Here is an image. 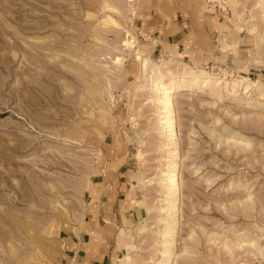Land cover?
<instances>
[{"label":"rangeland","instance_id":"obj_1","mask_svg":"<svg viewBox=\"0 0 264 264\" xmlns=\"http://www.w3.org/2000/svg\"><path fill=\"white\" fill-rule=\"evenodd\" d=\"M203 12L247 69L150 49ZM107 203L110 264H264V0H0V264H65Z\"/></svg>","mask_w":264,"mask_h":264},{"label":"crops","instance_id":"obj_2","mask_svg":"<svg viewBox=\"0 0 264 264\" xmlns=\"http://www.w3.org/2000/svg\"><path fill=\"white\" fill-rule=\"evenodd\" d=\"M222 21L220 14L207 15L205 12L171 22L160 19L148 29V45L162 56L180 63L188 62L196 68L215 61L231 68L247 69V58H243L238 40L234 43L236 49H225L217 40V32L225 28ZM109 205L107 203L105 211L99 215L100 220L93 217L83 230L66 238L64 244L70 248V253L66 254L65 264H110L115 241L113 224L123 217L121 211L114 214Z\"/></svg>","mask_w":264,"mask_h":264},{"label":"bare ground","instance_id":"obj_3","mask_svg":"<svg viewBox=\"0 0 264 264\" xmlns=\"http://www.w3.org/2000/svg\"><path fill=\"white\" fill-rule=\"evenodd\" d=\"M139 61L141 63V68H142V75L144 79H147L149 76V69H150V60L147 57L144 58H139ZM165 65V64H164ZM170 66V65H169ZM165 67V66H164ZM165 69V68H164ZM184 77H188V76H193L195 78L199 77L197 76V74L195 72H189L188 70L186 72H182ZM163 75H160V77L153 79L152 83L154 84L155 87H157L159 90H163L165 92V94L168 93L169 89L164 85L161 84V78ZM206 76V80L208 81L210 78H212L213 76L210 75L209 73H205ZM220 81V80H219ZM248 89V88H247ZM166 110L164 111V113H166L169 118H166L167 120L164 122V124L168 127H171L173 122H172V118H171V106L169 102H165V107ZM167 116V117H168Z\"/></svg>","mask_w":264,"mask_h":264}]
</instances>
